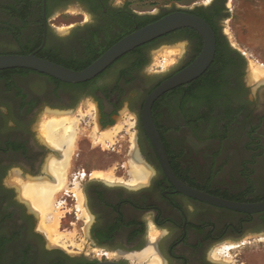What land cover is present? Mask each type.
<instances>
[{
	"label": "flooded vegetation",
	"instance_id": "flooded-vegetation-1",
	"mask_svg": "<svg viewBox=\"0 0 264 264\" xmlns=\"http://www.w3.org/2000/svg\"><path fill=\"white\" fill-rule=\"evenodd\" d=\"M236 2L204 0L193 9L172 11H193L204 18L215 33L216 53L202 76L159 97L151 115L171 173L179 183L225 200L257 203L264 201V184L259 183L264 172L258 165L262 158L260 136L249 138L250 158L220 166L213 165L211 156L206 160L197 152L192 141L193 134L208 132L216 135L204 142H230L235 141L234 136L243 139L240 126L247 115L264 128V83L254 82L258 105L253 110L245 82L247 53L234 46L224 30ZM255 3L257 9H264V0ZM57 14H71L78 21L61 33L51 24ZM143 16L117 0H0V46L7 47L0 48V54L34 53L83 66L138 29ZM179 43L185 44L182 56L165 67L149 69L153 51ZM202 48L201 35L183 28L135 48L85 83H58L35 71L0 75V264H94L107 259L135 264L129 255L145 251L153 237L166 264H228L211 250L235 242L241 246L247 236L264 234V212L233 211L180 191L143 126L147 96L162 81L190 65ZM253 69L251 78L253 73L263 75L264 68ZM258 75L261 78L254 80L264 78ZM34 76L47 83L32 89L28 84ZM81 98L91 99L96 109L90 119L77 121L70 115ZM125 102L135 115L137 130L136 145L130 153L137 163L131 170L129 166V175L122 179L109 172L112 167L73 164L84 138L94 148L108 142L101 138L114 130ZM42 108L47 111L49 133L45 142L34 131ZM8 118L11 121L7 123ZM50 118L72 122L60 125L52 138L54 124ZM205 152L207 148L201 151ZM12 175L17 182L9 181ZM25 183L29 187L49 186L53 203L64 192L76 201V222L70 225L76 224L78 233L87 231L82 245L74 251H70L72 245L48 246L47 236L37 226L38 209L31 208L20 192ZM77 184L78 198L73 191ZM79 197L82 207L77 209ZM151 229L160 234L152 237ZM99 253L105 258L100 259Z\"/></svg>",
	"mask_w": 264,
	"mask_h": 264
},
{
	"label": "rangeland",
	"instance_id": "rangeland-1",
	"mask_svg": "<svg viewBox=\"0 0 264 264\" xmlns=\"http://www.w3.org/2000/svg\"><path fill=\"white\" fill-rule=\"evenodd\" d=\"M203 1L204 0H117L119 3H126L132 10L149 16H159L160 14L174 10H190L193 9L196 4L202 3ZM236 3L237 4L234 12L230 13L231 20L224 23V30L230 37L233 45L243 49L244 52L247 53L248 64L245 82L248 85V95L250 98L249 106L254 110L258 105V102L255 100L257 85H254L252 82L257 81L254 79H260L261 77H259L258 74L255 76L256 73H253L251 78L249 74L254 67L264 68V9H257L255 6V0H237ZM76 21H78V18L71 14H57L51 19V24L55 30L61 33H66ZM184 47V43H179L174 48H162L159 51H153L149 69L156 70L158 67L167 66L170 64L172 59L182 56ZM0 48H7L6 44H3L0 46ZM176 49H178V51L173 53L172 51ZM44 83H47L46 79L34 76L30 79L28 85L32 89H41ZM95 106L96 105L91 99L81 98L74 106L75 112H73V114L70 116L71 118H76L77 121L79 119L85 118L90 119L92 115L91 113L94 112V109H96ZM127 106L128 102H125L120 111V115L116 118L117 121L114 130L110 134L103 135L101 138L102 141H108L106 143L108 144V147H106L105 143L101 142L99 146L94 148L89 145L87 138H84L83 144L79 146V150L81 151L77 150L76 152V154L78 153L80 156L76 157L77 161L73 162V164L97 166L99 169H103L104 167H112L109 172H112L117 177L122 179H125V177L129 175V166L131 165V170L132 164L136 165L137 163L134 160H131L130 154L131 150L134 149L136 145L135 141L137 130L135 128V115L128 111ZM3 110H5V108H3ZM46 113L47 111L42 108L37 114L34 125L36 136L40 139L43 138V140H45V136L42 133L44 126H48L47 119L45 120ZM65 120V124L72 122L68 118ZM244 120L245 124L240 126V132H243V139H239V137L234 136L235 141L223 142L218 139L216 141L204 142V140H210V137H213L216 134H210V132H208L206 135L193 134L192 141L197 147L196 151L202 154L203 157H206V160L207 157L211 156L213 165L217 163V165L220 166L222 164L228 163L229 161L234 162V164H238L242 159L250 158L252 155V153L249 151L252 148L247 147L249 138H257L260 136L262 149L259 152V156L262 158L260 159L258 165L261 166V169H263V124L261 122L259 124L254 123L249 118V115L242 119V121ZM6 121L8 123L11 120L8 118ZM54 121H57V119L51 120V122ZM83 126L85 128L87 127L86 124ZM68 129L69 128L67 127V130ZM204 147L207 148V152L201 153L202 150L206 149ZM230 147H232V149H230ZM220 155L223 156L222 159L221 157L218 158ZM130 161L132 162L130 163ZM120 167L122 171H119ZM134 169L136 170V168ZM13 176L14 175L9 178L10 182ZM259 183L264 184V172L259 175ZM77 189L78 184L73 189L76 197L79 193ZM65 193L66 192L55 199V202L52 204V207L48 213V218L51 217V219L56 221L58 224V227H56L60 236L58 243H54L51 239H49L47 233H45L42 229V223H45L47 217H43L41 215V209H39L40 207L37 208L39 215L37 226L47 236L48 245H62L66 247L68 245H72L70 251H74L77 247L83 244L87 231L84 230L83 233L81 231L78 233L76 230L77 225H70V223L76 222L75 213H78V211L75 209L76 201H71V198ZM67 193L70 194L69 192ZM51 199L53 202V196ZM81 207L82 203L78 200L77 209H80ZM256 228L261 229V227ZM150 232L152 234V232L156 231L151 229ZM243 242L246 244H242L241 246H238L240 244L239 242L226 244L225 247H218L216 250H211V253H216V255L219 256L221 260L227 262L228 264H264V234L260 236L249 235L247 238H245V240H243ZM226 249L228 250V254L223 255L218 253L220 250H223V252L227 251ZM77 251L79 252V250ZM97 255L100 259L105 258L102 253Z\"/></svg>",
	"mask_w": 264,
	"mask_h": 264
},
{
	"label": "water",
	"instance_id": "water-1",
	"mask_svg": "<svg viewBox=\"0 0 264 264\" xmlns=\"http://www.w3.org/2000/svg\"><path fill=\"white\" fill-rule=\"evenodd\" d=\"M183 28H191L196 30L203 38V48L197 58L190 65L162 81L147 96L142 110L143 126L145 127L147 135L149 136L159 154L161 163L166 173L175 182L180 191L195 199L201 200L205 203L217 207L250 214L264 212V201L257 203L229 201L209 195L197 189H192L179 183L171 173L163 142L156 130L152 119L151 110L154 102L159 97L177 87L196 80L207 71V69L213 62L216 53V36L213 28L204 18L184 11L169 13L162 18L153 21L141 28H138L132 33L124 36L115 44H113L109 49H107L96 60H94L91 64L81 70L70 69L47 59H43L34 53L25 55L7 53L0 54V71L18 68L28 69L40 74L53 77L64 83H85L96 78L108 67H110L115 61H117L125 54L133 51L135 48ZM256 83L257 85H259L260 83H264V81H256ZM101 97L106 101L105 97L102 94ZM94 264L122 263L113 259H107L97 261Z\"/></svg>",
	"mask_w": 264,
	"mask_h": 264
},
{
	"label": "bare ground",
	"instance_id": "bare-ground-1",
	"mask_svg": "<svg viewBox=\"0 0 264 264\" xmlns=\"http://www.w3.org/2000/svg\"><path fill=\"white\" fill-rule=\"evenodd\" d=\"M173 53L176 52V50L172 51ZM257 74V73H256ZM260 75H262L261 73H258ZM264 75V72H263ZM262 75V77H264ZM258 81H264V78ZM66 121L65 119H57V121H54L53 124L51 126V130H52V138L55 137V131L60 127V125H64ZM64 127V126H62ZM43 135L45 136V140L47 139V137H49V133H48V126H44L43 129ZM43 137V136H42ZM43 142H45V140H43V138H41ZM138 172V169H136ZM17 177L12 178V181H16ZM28 183L22 184L23 185V189L20 190V192L22 193V195L30 202V207L31 208H39L41 209V215L44 217H47V220L45 221V223H42V229L44 230L45 233H47V235L49 236V239H51L54 243H58L59 241V234L57 232L56 227H58V224L56 223V221L52 220L51 217L48 218V213L50 211V208L52 207V199H51V188H49V186L46 187V185H40V186H35V187H29L27 185ZM19 185V184H18ZM41 189H43V191L41 192ZM81 197V196H80ZM81 199V198H80ZM79 199V200H80ZM81 202V201H80ZM35 206V207H33ZM51 216V215H50ZM38 219H39V215H37ZM55 217V216H53ZM57 217V216H56ZM59 220V219H58ZM158 234H160L159 232H152V237L153 236H157ZM156 237H153V240L150 244V246L143 251L142 253L139 254H135L132 253L131 255H129L130 259L132 260L133 263L135 264H166L164 262V260L159 256L158 254V250L156 248V243L155 240ZM49 246H53V245H49ZM225 249V248H224ZM228 249V248H227ZM226 249V250H227ZM218 253L220 254H228V250L224 251L220 250Z\"/></svg>",
	"mask_w": 264,
	"mask_h": 264
},
{
	"label": "trees",
	"instance_id": "trees-1",
	"mask_svg": "<svg viewBox=\"0 0 264 264\" xmlns=\"http://www.w3.org/2000/svg\"><path fill=\"white\" fill-rule=\"evenodd\" d=\"M172 11H170L169 13H171ZM189 13H192V14H195V12H189ZM163 16H149V15H146V16H143L142 17V21H141V24H140V27L139 28H141V27H143V26H145V25H147V24H149V23H151V22H153V21H156V20H158V19H160V18H162ZM104 53V52H103ZM102 53V54H103ZM22 55H25V54H29V53H24V52H22L21 53ZM101 54V55H102ZM100 56V55H99ZM39 57H41V58H43L42 56H39ZM43 59H47V58H43ZM47 60H49V61H52V62H55V63H57V64H60V65H62V66H65V67H68V68H70V69H73V70H81V69H84L85 67H87L89 64H91L94 60H96V59H94V60H92V61H89L87 64H85V65H83V66H72V64L71 63H63V62H58V61H54V60H51V59H47ZM25 73V72H34V71H32V70H28V69H20V68H18V69H9V70H3V71H0V75L1 76H4V77H10L12 74H14V73ZM34 73H37V72H34ZM55 79V78H54ZM58 83H62L60 80H57V79H55Z\"/></svg>",
	"mask_w": 264,
	"mask_h": 264
}]
</instances>
